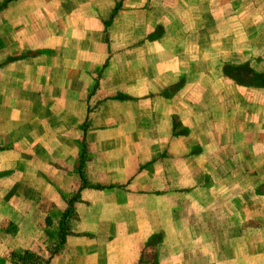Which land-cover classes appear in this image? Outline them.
I'll return each mask as SVG.
<instances>
[{
  "label": "crops",
  "instance_id": "obj_1",
  "mask_svg": "<svg viewBox=\"0 0 264 264\" xmlns=\"http://www.w3.org/2000/svg\"><path fill=\"white\" fill-rule=\"evenodd\" d=\"M158 40L146 43L159 48L155 53L137 57L125 52V72L130 70L141 80L137 85L133 81L129 93L123 94L105 95L99 86L93 87L95 92H88L89 86L76 92L67 77L58 76L62 68L48 64V54L38 55L43 65L35 54L10 51L1 56L0 264L7 263L3 260L7 229L15 228V238L31 249L46 214L42 203L54 205L63 217L71 201L79 228L67 236L50 264H149L146 250L173 253L167 261L163 254L158 264H197V251L211 254L216 245L212 235L223 231L211 229L210 204L217 202L231 213L227 198L237 197L238 203L243 197L238 185L227 196L230 181L215 173L229 165L244 172L255 156L264 155V87L253 88L263 99L251 100L245 120H236V114L230 118L241 124L243 132L229 133L228 116L214 123L211 101L204 97L197 104L193 98L197 89H206L196 84L195 60L210 54L205 48L196 55L189 49L165 53ZM255 72L264 73V0H255ZM201 74H206L204 66ZM215 126L218 134L213 132ZM96 156L101 159L95 161ZM217 184L224 190H214ZM230 210L234 211L230 218L238 220L237 208ZM258 210L264 218V205ZM101 219L107 221L108 230L94 226L93 221ZM261 225L255 226L259 236L255 246L263 251L255 252V259L260 258L255 264H264ZM86 232L91 237L78 235ZM105 233L107 237H102ZM156 234L160 244L149 248Z\"/></svg>",
  "mask_w": 264,
  "mask_h": 264
},
{
  "label": "rangeland",
  "instance_id": "obj_2",
  "mask_svg": "<svg viewBox=\"0 0 264 264\" xmlns=\"http://www.w3.org/2000/svg\"><path fill=\"white\" fill-rule=\"evenodd\" d=\"M115 8L117 13L110 19ZM221 15L227 21H222ZM189 36H192L191 43L187 47L185 40ZM156 39L165 53L189 49L196 55L205 48L210 56L195 60V81L206 89H197L193 98L197 104L203 103L204 97L211 101L214 123L228 116V132L241 131V124L230 118L236 114V120H242L245 111L252 109L251 100L263 99L261 93L252 91L255 86L241 83L246 79L255 81V0H0V58L10 51L20 56L35 54V59L39 58L38 55L48 54V64L53 68L60 66L62 70L58 76L67 77L76 92L87 86L91 88L88 92H95L93 87L99 86L104 88L102 93L105 95L129 93L130 84L133 81L135 85L139 84L141 77L130 70L125 72L124 54L132 52L138 57L146 51L155 53L159 48L147 47L146 43ZM58 54L60 57H56ZM37 61L43 65V57ZM31 62L32 59L25 61L26 64ZM203 66L205 75L201 74ZM62 83L63 79L56 83V92ZM231 109L234 111H228ZM258 128L255 126L256 131ZM213 132L218 134L219 128L213 127ZM93 158L95 161L101 159L98 156ZM248 166L244 172L229 165L215 173L217 178H227L231 182L227 186V196L230 197L238 185L243 197L238 203L234 201L237 197H233L234 200L227 198L231 213H225L217 202L210 204L211 229L223 232L212 235V242L216 245L211 254L208 251L195 253L197 264H255L260 259H255V252L263 251L260 246H255L259 240V236H255V226L258 228L264 223V218L257 215L259 205H264V201H259L264 197V155L255 156V162ZM213 187L217 192L224 190L218 184ZM232 207L237 208L240 215L236 221L232 216L230 218V214L234 215L230 210ZM41 208L46 214L40 219L38 226L42 229L35 235L31 249L15 238V228L7 229L3 236L6 264H15L25 250L43 260L52 255L59 242L62 215L49 203H42ZM191 213L198 221L195 211ZM257 219L262 220L259 223ZM79 221L72 216L66 220V238L71 233L76 234ZM93 223L100 231L108 230L105 219ZM88 225L86 222V228ZM78 235L91 237L88 232ZM102 237H107V233ZM160 241V235L156 234L151 237L148 247H158ZM125 245L127 243H123ZM240 246L245 249H235ZM165 253L146 250V262L158 264ZM172 254L166 253L162 259L170 260ZM184 255L186 258L187 254Z\"/></svg>",
  "mask_w": 264,
  "mask_h": 264
},
{
  "label": "trees",
  "instance_id": "obj_3",
  "mask_svg": "<svg viewBox=\"0 0 264 264\" xmlns=\"http://www.w3.org/2000/svg\"><path fill=\"white\" fill-rule=\"evenodd\" d=\"M7 4V2L5 3V5ZM117 13V8H115L111 14V18L114 17ZM255 75V81L254 82H249L250 79H246L245 81L241 82L242 84H246V85H252L255 87H264V73L263 74H259V73H254ZM121 99V98H120ZM82 165L80 166V176H81V180L83 181V185L82 187L86 186V181L85 178L82 175V171H81ZM72 205L73 202H69V208L65 211L62 220L59 223V229H60V235H59V242L55 245V248L53 250V254H56L59 252V250L61 249V247L63 246V244L65 243V239H66V229H65V222L66 220L72 216ZM52 255L49 256L46 260H43L41 257L33 254L32 252L25 250L23 251L21 257L19 258V260H15V264H50L51 260H52Z\"/></svg>",
  "mask_w": 264,
  "mask_h": 264
}]
</instances>
